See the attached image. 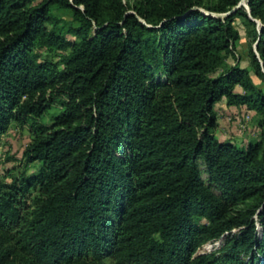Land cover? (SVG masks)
I'll use <instances>...</instances> for the list:
<instances>
[{"label": "trees", "instance_id": "16d2710c", "mask_svg": "<svg viewBox=\"0 0 264 264\" xmlns=\"http://www.w3.org/2000/svg\"><path fill=\"white\" fill-rule=\"evenodd\" d=\"M241 2L0 0V148L33 132L0 173V264H264V0ZM223 101L255 139L217 137Z\"/></svg>", "mask_w": 264, "mask_h": 264}, {"label": "rangeland", "instance_id": "374dc122", "mask_svg": "<svg viewBox=\"0 0 264 264\" xmlns=\"http://www.w3.org/2000/svg\"><path fill=\"white\" fill-rule=\"evenodd\" d=\"M138 0H126V3L134 4ZM201 4L198 9L206 14H210L208 7L211 3H215L217 0H198ZM248 10L247 0H242L238 5ZM215 16L225 17L228 14H215ZM64 17L70 19L68 13H63ZM235 26L240 34V40L235 48L234 56L228 58V66H235L239 64L244 68H251L252 58L251 52L257 53L256 40H255V28L247 25L242 18H236ZM259 26L260 23H259ZM258 54V53H257ZM59 56H63V53H59ZM256 83L261 84V81L253 74ZM216 112L218 116V128L217 137L221 141H233L237 144H247L250 140L257 137V124L253 115L249 114L245 107H229L226 101L219 103L216 106ZM45 119V120H44ZM42 120L45 124H48V114ZM33 140V132L30 127V123L20 125L14 123L9 131L2 137V145L0 148V173L6 176L10 171L13 174L21 173L25 167L23 161V153L26 147ZM38 163L34 166H29V170L38 168ZM204 180L207 181V175L203 174ZM114 264V263H110Z\"/></svg>", "mask_w": 264, "mask_h": 264}, {"label": "water", "instance_id": "95a60500", "mask_svg": "<svg viewBox=\"0 0 264 264\" xmlns=\"http://www.w3.org/2000/svg\"><path fill=\"white\" fill-rule=\"evenodd\" d=\"M241 6H238L236 9H238V8H240ZM248 12H249V14H250V10L248 9Z\"/></svg>", "mask_w": 264, "mask_h": 264}]
</instances>
